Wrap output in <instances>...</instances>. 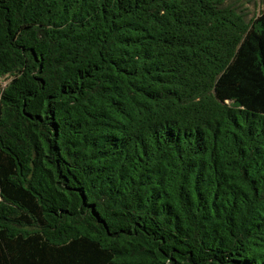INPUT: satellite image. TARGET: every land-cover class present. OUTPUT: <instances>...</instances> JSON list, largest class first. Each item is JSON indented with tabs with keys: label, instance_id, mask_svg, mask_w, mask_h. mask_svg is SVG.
Returning a JSON list of instances; mask_svg holds the SVG:
<instances>
[{
	"label": "trees",
	"instance_id": "trees-1",
	"mask_svg": "<svg viewBox=\"0 0 264 264\" xmlns=\"http://www.w3.org/2000/svg\"><path fill=\"white\" fill-rule=\"evenodd\" d=\"M0 0V264H264V8Z\"/></svg>",
	"mask_w": 264,
	"mask_h": 264
},
{
	"label": "rangeland",
	"instance_id": "rangeland-1",
	"mask_svg": "<svg viewBox=\"0 0 264 264\" xmlns=\"http://www.w3.org/2000/svg\"><path fill=\"white\" fill-rule=\"evenodd\" d=\"M235 8L243 13L246 21H249L256 16L264 8V0H238L234 3ZM12 80L11 76L0 78V88H4Z\"/></svg>",
	"mask_w": 264,
	"mask_h": 264
}]
</instances>
